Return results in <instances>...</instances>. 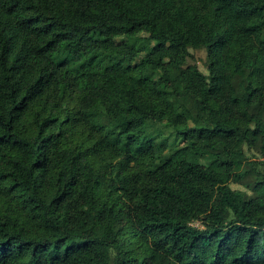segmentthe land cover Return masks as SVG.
I'll use <instances>...</instances> for the list:
<instances>
[{"label":"trees","instance_id":"1","mask_svg":"<svg viewBox=\"0 0 264 264\" xmlns=\"http://www.w3.org/2000/svg\"><path fill=\"white\" fill-rule=\"evenodd\" d=\"M0 264H264V0H0Z\"/></svg>","mask_w":264,"mask_h":264},{"label":"rangeland","instance_id":"2","mask_svg":"<svg viewBox=\"0 0 264 264\" xmlns=\"http://www.w3.org/2000/svg\"><path fill=\"white\" fill-rule=\"evenodd\" d=\"M95 37H99L98 35H95ZM139 40L141 41V45L136 51V53L131 57V63L132 65H139L143 63L145 60L147 53L149 52V49L154 43L146 42V40L149 38V33L146 31H142L137 36ZM191 58L189 59V64L196 65L198 69L204 73L208 74L207 70V52L205 49H190ZM149 131L157 138L158 140H165L168 139V150L170 151L174 147H183L185 146L184 141L180 138H175V136L172 135L171 131L165 126L163 123H157V124H151L149 127ZM247 156L250 160L256 161V160H262L263 157L259 155L257 152H247ZM231 187L235 190H242L247 191V189L241 185V184H231ZM249 192V191H248ZM250 193V192H249ZM196 225L200 226L201 224L199 222L195 223Z\"/></svg>","mask_w":264,"mask_h":264}]
</instances>
